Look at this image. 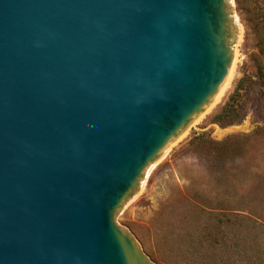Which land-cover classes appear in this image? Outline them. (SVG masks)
<instances>
[{
    "label": "water",
    "instance_id": "1",
    "mask_svg": "<svg viewBox=\"0 0 264 264\" xmlns=\"http://www.w3.org/2000/svg\"><path fill=\"white\" fill-rule=\"evenodd\" d=\"M240 33L232 0H0V264H155L116 218Z\"/></svg>",
    "mask_w": 264,
    "mask_h": 264
},
{
    "label": "rangeland",
    "instance_id": "2",
    "mask_svg": "<svg viewBox=\"0 0 264 264\" xmlns=\"http://www.w3.org/2000/svg\"><path fill=\"white\" fill-rule=\"evenodd\" d=\"M260 2L232 0L241 33L230 82L154 164L143 188L116 218L155 264H244L255 251L260 252L259 248L264 252V132L251 140L245 155L228 159L231 170L238 168L236 161L244 163L240 175L244 184L232 202L229 197L222 198V189L212 185V169H206L207 160L195 149L199 143L194 141L200 134L205 135V140L217 142L230 136L251 138L264 128L263 90L253 62H264ZM231 99L237 102L235 112L242 110V120L233 125L218 124L215 118ZM202 195H206L207 203L197 201V196ZM217 202L229 206L225 208L226 215L216 208ZM232 207L240 209L233 211ZM227 218L231 222L225 227ZM223 236L227 244L222 249L227 252L224 255L214 244V239L220 241ZM241 251L246 254L243 256Z\"/></svg>",
    "mask_w": 264,
    "mask_h": 264
},
{
    "label": "trees",
    "instance_id": "3",
    "mask_svg": "<svg viewBox=\"0 0 264 264\" xmlns=\"http://www.w3.org/2000/svg\"><path fill=\"white\" fill-rule=\"evenodd\" d=\"M259 11L260 15L264 18V0H261L260 2ZM253 62L256 67V78L263 90L262 96L264 97V62H260L259 60H254ZM235 106L237 107V102L235 101V99H231V103L227 104V106L222 109L221 114L215 118V121L221 125H233L239 123L242 120L243 114L242 110H237V112H235ZM263 132L264 128L259 129L257 132H255L251 138H244L242 136H230L220 142L205 140V135L203 134H200L195 138L194 141H197L199 143L195 145V149L204 154L205 159L207 160H205L207 162L206 169H209V172L210 167L212 169L213 177L211 183L213 186L222 189V198L229 197L231 199V202L234 201L236 199V196L239 195V191L242 189L244 184L243 178L240 177L241 173H243V167L241 166L244 165V163L242 161H239V163L236 161L234 164L236 166L239 165L238 168H236L235 170H231V167L227 166L228 159L232 156H236L237 154H240V156H242L243 154L245 155V149H247V147L251 145V140L257 138ZM197 197V201L199 200L201 203H207L205 198L206 195ZM215 205L216 202H213L212 206ZM227 207L229 206H225L224 204L217 202L216 208L224 211V215H226L225 208ZM232 209L233 211H237L240 208L234 209L232 207ZM230 222L231 219L227 218V221L224 222V226L227 227ZM224 239V236L220 241L217 238L214 239V244L217 245V248L221 250L220 254L223 255L227 253L226 251L222 252V249H225L227 246L226 242H224ZM259 249L260 252L255 251L251 255V257H248L246 259L247 262L244 264H251L250 261H253L252 264H264L263 248ZM241 252L243 256L244 254H246L245 251Z\"/></svg>",
    "mask_w": 264,
    "mask_h": 264
},
{
    "label": "bare ground",
    "instance_id": "4",
    "mask_svg": "<svg viewBox=\"0 0 264 264\" xmlns=\"http://www.w3.org/2000/svg\"><path fill=\"white\" fill-rule=\"evenodd\" d=\"M233 63H234V61H233ZM232 67H233V64H232ZM232 67H231V69H230V71H229V75H228L227 79L225 80L223 86L221 87V89H220L218 95L216 96L214 102L218 99V97H219L220 94L222 93V91H223V89L225 88V86L228 85V83L230 82V80H231V76H232V73H231ZM214 102H213V103H214ZM211 106H212V105H211ZM183 135H184V134H183ZM179 138H180V137H179ZM153 166H154V165H153ZM153 166H151L150 169H151ZM150 169H149V170H150ZM149 170H148V172H149ZM148 172H147V175H148ZM147 175H146V178H147ZM146 178H145V180H146ZM143 184H144V182H143ZM143 184H142V186H143ZM142 186H141V188H143Z\"/></svg>",
    "mask_w": 264,
    "mask_h": 264
}]
</instances>
